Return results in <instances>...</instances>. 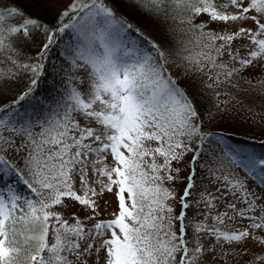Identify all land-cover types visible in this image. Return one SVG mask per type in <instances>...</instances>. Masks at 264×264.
<instances>
[{
	"label": "snow or ice",
	"instance_id": "6c2138e0",
	"mask_svg": "<svg viewBox=\"0 0 264 264\" xmlns=\"http://www.w3.org/2000/svg\"><path fill=\"white\" fill-rule=\"evenodd\" d=\"M0 95V264H264V0H0Z\"/></svg>",
	"mask_w": 264,
	"mask_h": 264
},
{
	"label": "trees",
	"instance_id": "16d2710c",
	"mask_svg": "<svg viewBox=\"0 0 264 264\" xmlns=\"http://www.w3.org/2000/svg\"><path fill=\"white\" fill-rule=\"evenodd\" d=\"M59 55V49L53 48L50 52V61L56 60ZM11 94H9V99ZM240 99V105L237 106L234 116L237 123L231 127L225 129L228 136H233L235 142L239 141L238 138H243L245 142L255 145L257 151H264V136L261 135L264 131V106L259 99L252 100L249 98L245 100L243 97ZM4 97L0 95V103H4Z\"/></svg>",
	"mask_w": 264,
	"mask_h": 264
},
{
	"label": "rangeland",
	"instance_id": "374dc122",
	"mask_svg": "<svg viewBox=\"0 0 264 264\" xmlns=\"http://www.w3.org/2000/svg\"><path fill=\"white\" fill-rule=\"evenodd\" d=\"M229 137H231V138H232L230 141H232V140H233V138H234L233 136H229ZM238 140H239V141H244V139H243V138H238ZM234 141H236V140H234ZM244 142H245V141H244Z\"/></svg>",
	"mask_w": 264,
	"mask_h": 264
}]
</instances>
